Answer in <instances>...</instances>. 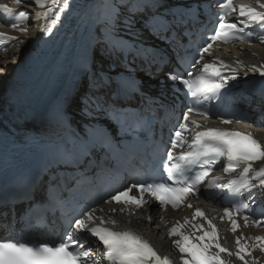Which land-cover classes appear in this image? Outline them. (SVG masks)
<instances>
[{
    "label": "snow or ice",
    "instance_id": "obj_1",
    "mask_svg": "<svg viewBox=\"0 0 264 264\" xmlns=\"http://www.w3.org/2000/svg\"><path fill=\"white\" fill-rule=\"evenodd\" d=\"M13 2L17 5L21 4V0H13ZM256 2L259 9H264V0H256ZM34 4L41 9L34 14L35 20L45 21L40 31L51 35L61 20V14L69 7L68 0H63L61 4H58V0H34ZM116 7L115 4L111 5L113 11L110 16L113 19ZM219 9L221 11L217 17V27L208 37V42L198 50L197 56L193 58L191 69H197L206 54L211 56L210 49L217 41L228 43L233 40H245L252 36V33L245 34L244 28L250 27L252 23H257L261 29H264V11L247 5L236 6L233 0H221ZM0 11L7 14L13 13V9L7 4H0ZM237 11L238 17L245 19L238 18L235 22H230L225 18ZM28 17V12L19 11L17 17L19 22L12 23L11 27L21 33H26L27 29L20 27V23ZM5 38L20 42L19 37H6L5 33L0 32V43ZM236 63L241 67L244 66L240 60ZM198 70L200 75L196 77H193L191 70H188L186 75L176 71L168 74L169 80L183 85L186 89V96L192 97L193 103L187 107V111L182 116V122L178 123L170 133L166 150L160 158L159 171L166 175L162 178L154 177L151 182L141 180L132 183L124 190L114 191L107 199L101 197V200L96 203L102 201L110 206L113 204L121 206L119 209L110 207L109 213L128 211L131 215L134 209L145 208L148 203L145 198L146 194L158 202L160 210L167 209L169 205L173 209H179L185 206L184 201L190 195L199 193L200 186L206 181L207 189L227 190L234 196H240L245 191L250 192L255 187L264 189V166L254 167L255 162H264V144L253 138L251 133L211 128L191 119L194 112L205 117L209 115L196 108L195 104L207 102L210 97L220 94L229 79H236V70L231 69L230 65L223 60L204 63ZM226 70H230L232 75H225ZM249 70L264 77V65H252ZM244 75L247 76V72ZM222 123L231 124L232 120L223 119ZM190 129L194 132L191 141L186 135ZM185 146H187L186 150L174 154L176 149H185ZM110 147L111 139L107 132L103 128L93 127L86 133L85 140L79 146L78 151H64L59 155L58 160L63 165L76 168L81 165L84 158L92 154L94 149ZM221 161L224 163L221 164ZM218 164L226 174L235 173L237 169L240 171L236 178L229 179L226 183H222L223 175L214 176L208 180L210 172ZM193 168L198 170L189 175L188 173ZM134 189L136 194H132ZM254 202V194H251L247 201L236 202L233 209L225 208L224 217L230 220L233 233L240 228L235 217L242 216L244 227L249 226L252 215L251 204ZM186 207L191 208L192 205L187 204ZM97 211L105 213L103 208L88 206L81 210L79 218H69L67 220L68 231L58 243L30 244L0 239V264H98V260L93 258L91 248H85L80 240L79 234L84 232L95 237L103 245V256L108 264H173L168 256H160L145 237L131 230L115 231L108 227V225H116L118 221L110 216L106 218L104 214L97 215ZM197 217L207 220V228L203 224L191 223L186 217L183 224L177 222L176 226L169 229V237H179L173 241V244L183 254L181 257L183 264H227L221 256L222 253H227L229 256L235 255L243 264H249V260L246 259V256L252 255V247L247 243L249 239L257 242L261 251L264 252V236L249 238L241 235L235 238L237 250L233 253L221 246L217 226L199 208L195 210L192 220ZM149 222H151V216H149ZM251 224L260 227L264 225V218L252 219ZM185 225H189L194 232L202 231L203 234L199 236L186 234L182 231ZM74 236H76L75 239ZM193 240L199 242H193ZM252 264H257L255 259Z\"/></svg>",
    "mask_w": 264,
    "mask_h": 264
},
{
    "label": "bare ground",
    "instance_id": "obj_2",
    "mask_svg": "<svg viewBox=\"0 0 264 264\" xmlns=\"http://www.w3.org/2000/svg\"><path fill=\"white\" fill-rule=\"evenodd\" d=\"M112 1L110 4L108 0H68L69 7L61 14V20L53 29L52 34L47 35L40 31L45 21L35 20L34 14L41 9L34 4V0H21L20 5L15 4L13 0H0V4H7L13 9L12 14L0 11V32L5 33L6 37L20 38V42L5 38L0 43V112L13 104L18 110L32 111L34 116L42 114L50 102L64 98L67 91L75 88L73 67L78 60L84 56L106 58L107 51L104 47L107 40L106 32L113 29L124 31L121 26L126 7L133 5L127 0ZM62 2L63 0H58V4ZM113 4L117 6L114 10V19L110 16ZM233 4L247 5L264 11V9H259L256 0H233ZM21 10L29 13L28 19L20 23V27L27 29L26 33H21L11 27L12 23L19 22L17 17ZM237 19L231 18V22ZM261 41L257 43L239 42L227 45L223 49L212 50L207 63L223 60L229 64L231 69L236 70L237 77L232 79V82H236L237 85H239L238 80L250 77L264 79L259 73H252L249 70L252 65H264V42ZM237 60H240L244 66L238 65ZM98 64L101 63L98 62ZM108 67L109 63L105 62L99 68L108 69ZM245 72L247 76L244 75ZM224 74L231 76L232 72L226 70ZM83 90L81 88L80 94ZM248 128L253 137L264 144V130L252 126ZM261 166H264V162L260 161L254 165L255 168ZM252 193L255 199L259 198L264 202V189L255 187L252 188ZM174 217H179L183 221L187 217L191 223L201 224V222L192 220L188 210L178 212ZM236 219L240 224L236 233L231 231L230 220H216L221 246L233 253L237 250L236 236L242 235L249 238L264 236V225L255 227L249 221V226L244 227V220L239 217ZM203 225L207 228L205 223ZM167 226L170 229L176 226V222L173 221ZM145 229L150 232L156 245L163 253H166L173 264H183L181 258L183 254L173 244L175 239H179L178 236L164 237L165 226L158 219L153 220L150 226L145 225ZM182 231L191 236L203 234L202 231L194 232L189 225H185ZM193 242L199 241L193 240ZM247 243L252 247V255L246 256L249 264H252L253 259L257 264H264V252L261 251L257 242L249 239ZM221 256L227 264H243L235 255L229 256L227 253H222Z\"/></svg>",
    "mask_w": 264,
    "mask_h": 264
}]
</instances>
